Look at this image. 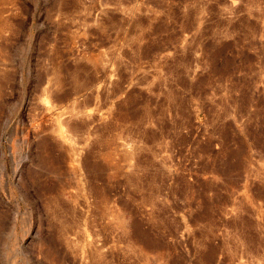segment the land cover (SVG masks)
<instances>
[{"label":"rangeland","instance_id":"374dc122","mask_svg":"<svg viewBox=\"0 0 264 264\" xmlns=\"http://www.w3.org/2000/svg\"><path fill=\"white\" fill-rule=\"evenodd\" d=\"M0 264H264V0H0Z\"/></svg>","mask_w":264,"mask_h":264}]
</instances>
